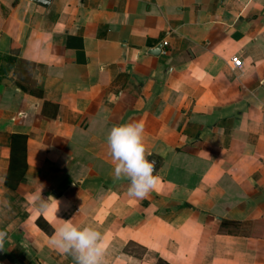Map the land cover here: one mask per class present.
Segmentation results:
<instances>
[{"label": "crops", "instance_id": "crops-1", "mask_svg": "<svg viewBox=\"0 0 264 264\" xmlns=\"http://www.w3.org/2000/svg\"><path fill=\"white\" fill-rule=\"evenodd\" d=\"M126 122L143 199L114 179ZM69 219L107 264H264V0H0V264H75L49 242Z\"/></svg>", "mask_w": 264, "mask_h": 264}, {"label": "clouds", "instance_id": "clouds-1", "mask_svg": "<svg viewBox=\"0 0 264 264\" xmlns=\"http://www.w3.org/2000/svg\"><path fill=\"white\" fill-rule=\"evenodd\" d=\"M106 142L115 162L114 179L129 181V198H145L156 187L160 177L154 174L156 161L147 159L151 154L147 153L145 147L143 122H126L112 127ZM33 201H39V211L47 210L49 201L57 207L59 203L52 196L47 201L43 200L41 190ZM4 236L5 233L0 232V248ZM49 242L61 253L71 255L75 264H107L104 236L93 226L78 227L72 219L62 220Z\"/></svg>", "mask_w": 264, "mask_h": 264}, {"label": "trees", "instance_id": "trees-1", "mask_svg": "<svg viewBox=\"0 0 264 264\" xmlns=\"http://www.w3.org/2000/svg\"><path fill=\"white\" fill-rule=\"evenodd\" d=\"M35 224L37 226V228H39L42 232H44L46 235H50L51 234V229L41 220V219H36L35 220ZM247 224H236V223H228V222H221V227H223V229H226L227 231H240V230H245L247 229L246 227H244ZM157 264H165L161 261H158Z\"/></svg>", "mask_w": 264, "mask_h": 264}, {"label": "built area", "instance_id": "built-area-1", "mask_svg": "<svg viewBox=\"0 0 264 264\" xmlns=\"http://www.w3.org/2000/svg\"><path fill=\"white\" fill-rule=\"evenodd\" d=\"M28 1L34 2L35 0H28ZM161 46L165 47L166 43L162 42ZM229 66L231 67V69L239 70L242 67V63L236 57H231L229 60Z\"/></svg>", "mask_w": 264, "mask_h": 264}, {"label": "water", "instance_id": "water-1", "mask_svg": "<svg viewBox=\"0 0 264 264\" xmlns=\"http://www.w3.org/2000/svg\"><path fill=\"white\" fill-rule=\"evenodd\" d=\"M51 0H35L34 3H36L37 5L41 6V7H45L48 5V3ZM152 53L154 52H159V47H157V49H155L154 51H151ZM149 161H152V159H150Z\"/></svg>", "mask_w": 264, "mask_h": 264}]
</instances>
